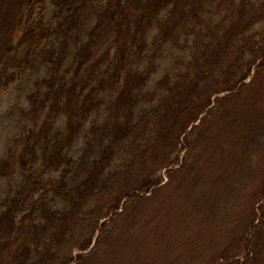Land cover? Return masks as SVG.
I'll use <instances>...</instances> for the list:
<instances>
[{"label":"trees","instance_id":"1","mask_svg":"<svg viewBox=\"0 0 264 264\" xmlns=\"http://www.w3.org/2000/svg\"><path fill=\"white\" fill-rule=\"evenodd\" d=\"M94 1L0 0V92L16 82L21 70L36 63L50 66L48 78L26 98L28 121L41 114L45 120L15 137L0 160V178L6 182L0 195V264H120L122 255L139 245L140 229L153 228L164 209L169 218L172 196L146 208L176 174L180 179L173 191L188 205L178 214L183 223L187 215L200 216L204 192L216 189L225 175L211 173L210 187L203 188L202 176L214 171L212 160L235 150L227 176L233 171L232 176H247L251 145L264 132V109L256 108L264 104V39L252 46L245 38L258 24L264 30V0H98L105 3L102 9ZM46 3L52 8L50 26L44 18ZM89 11L95 22L83 42L79 33ZM202 29L207 30L205 40ZM153 30L168 44L193 36V47L184 70L172 80L163 77L146 95L154 68L139 72L133 61ZM101 45L102 54L91 62ZM111 50L108 69L101 72ZM226 63L233 75L223 79ZM219 82L223 88L210 90ZM222 92L228 94L212 100ZM101 107L105 121L101 129L89 131L93 140L102 132L107 144L73 162L70 146ZM61 116L65 128L54 129ZM198 130L201 153L189 158L185 140L178 150L185 151L183 158L173 156L179 139ZM163 169L168 182L160 186L163 177L157 170ZM51 173L57 176L51 179ZM259 174L263 193L264 166ZM256 210L258 216L249 206L248 220L230 232V245L239 254L231 257L232 264L254 259L252 237L264 226V203ZM105 218L108 222H101Z\"/></svg>","mask_w":264,"mask_h":264},{"label":"rangeland","instance_id":"2","mask_svg":"<svg viewBox=\"0 0 264 264\" xmlns=\"http://www.w3.org/2000/svg\"><path fill=\"white\" fill-rule=\"evenodd\" d=\"M97 1H94L93 4L99 6L101 9L107 2V0H104L105 3L104 1ZM45 7L46 12L45 15L43 14L45 23L47 26H50L52 24L50 18L52 8L47 3ZM84 16L85 25L79 33V36L83 42H86V34L89 31V27L94 24L95 18L91 11L86 12ZM212 31L214 32V29L208 30V33ZM206 32L207 30L202 29V40H205L208 36ZM157 35L156 30L148 34L143 53L138 59H134L133 61L134 69L139 72H143L149 66L154 68V72L151 74L150 80L143 90V94L146 95L154 91L156 87L155 84L163 77L168 75L172 80L175 73L179 70H184V66L190 58L189 51L193 47V36L186 42H184L185 40L179 39L177 44H168L159 41L156 38ZM246 36L245 38H247L248 44L252 46L259 42L262 39L261 37L264 39L262 24L254 26L246 33ZM70 41L72 40L70 39ZM68 49L70 50V54H72L75 50L74 45L70 43ZM103 49L104 46L101 45L95 58L91 62L99 59ZM54 50L57 53L61 50L60 41L54 42ZM112 55L113 50L110 51L108 58L104 59V64L99 66L101 72L108 69ZM245 58L252 59L250 55H246ZM229 63H226L221 69L223 79L229 75H233L232 72H228ZM67 65H69V61L65 62V66ZM49 68L50 66L36 63L33 69H23L18 73L16 82L10 85L6 90L0 92V160L15 137L25 131H30L34 124L39 126L45 120V114H41L38 119L31 122L34 124L28 121L29 117L26 112L29 106L26 98L33 92L36 84L42 79L48 78ZM11 71L15 73V70L11 69ZM95 71L97 70L95 69ZM250 79V77L247 78L246 82H249ZM231 80L234 81L235 79ZM220 82L218 84L214 83L210 90H220L223 88L224 85L222 83H224V81L222 83ZM223 94L225 96L228 93H219V95ZM100 96L107 102L105 93H100ZM241 96L247 98L250 95L248 92H242ZM256 108L264 109V104H262L261 107L257 105ZM106 115L107 112L104 107H101L97 112L92 113L86 120L81 133L75 138L72 146H70L68 150V155L73 162H77L85 153L86 156H93L92 153H94L95 150H100L102 148L101 146L107 144V141L102 138V132L93 140L91 131H89L93 126L100 128L105 121ZM200 117L203 116L201 115ZM55 122L54 129L57 128L58 130H62L63 127L65 128V117L61 116L57 118ZM195 125H197V123ZM207 126L208 124H204L202 127L205 129ZM190 128L191 126L188 129L190 130ZM188 129L185 132L188 133ZM197 132H199L198 134L200 137L201 130L193 131L191 135L186 136V138L181 137V139H179L180 144L177 145L173 156L179 154L180 159L183 158L185 151L178 152V150H180L185 140L189 144V158L200 154L202 140H199V137L197 138ZM258 137L259 138L253 141L251 145L253 155L249 161L248 167L250 169L247 176H232L234 171L231 176H227L226 170H229L236 157L235 150H227L222 158L212 160V165L210 167H212L214 171L210 170L209 176L207 177L202 176V184L207 185L203 186V188L208 189L210 187L211 173L223 171L225 175L218 183L216 189L210 188V191L204 192V203L201 205L202 212L200 216L190 217V215H187V219L186 221H182L183 223H181V217L178 216V214H182L183 211H186L188 205L183 195L173 191L175 185L178 183L177 179H180V176L176 174L169 183L168 177L166 176L167 169L161 171L157 170V175H162L163 177L160 186L167 182L168 184L146 209L154 208L158 205L162 197L172 196L174 199L172 202L173 205L169 208V218H164L163 213L166 211V209H164L161 214L156 216L153 222V228L145 230L140 229L138 231L139 245H136L135 248L124 253L120 264H232L231 257L236 256L237 251L230 245V232L239 222L242 223L248 220L246 215H249V206L255 208V212L258 216L259 210H256V208L261 203H264V192H259L261 183L259 173L264 166V132ZM179 167L180 165L171 166V169L175 170ZM75 175L77 176V174ZM56 176L57 173H51L49 178L53 179ZM4 188H6V182L0 178V195ZM104 221L108 222V218H105L101 222ZM118 223L119 221L117 225ZM111 224L113 226V222L108 224L109 230L112 229ZM262 227L260 234H255L252 237L251 245L256 248V250L254 259H250L249 261L252 262L249 264H264V226ZM162 237L164 239H162ZM103 248L102 246L101 249ZM100 254L103 253L101 252ZM241 254L244 253H240V255ZM238 255L239 254H237V257ZM245 258L246 257L240 256L242 261Z\"/></svg>","mask_w":264,"mask_h":264}]
</instances>
